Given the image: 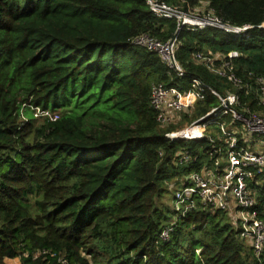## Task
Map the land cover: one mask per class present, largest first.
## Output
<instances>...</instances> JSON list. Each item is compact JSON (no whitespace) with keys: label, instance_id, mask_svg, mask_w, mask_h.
Returning a JSON list of instances; mask_svg holds the SVG:
<instances>
[{"label":"trees","instance_id":"1","mask_svg":"<svg viewBox=\"0 0 264 264\" xmlns=\"http://www.w3.org/2000/svg\"><path fill=\"white\" fill-rule=\"evenodd\" d=\"M160 1L187 14L205 5L204 15L254 28L179 29L147 0H0V264H264V245L257 253L229 212L199 202L178 217L159 207L172 184L212 170L219 130L172 141L178 128L160 126L151 106L156 84L187 92L198 78L232 91L216 70L238 52L249 86L237 110L264 117L249 79L264 75V0ZM141 34L176 38L183 75L131 45ZM205 93L183 112L187 125L219 105ZM34 108L58 119L35 118ZM248 187L264 220V166Z\"/></svg>","mask_w":264,"mask_h":264},{"label":"built area","instance_id":"2","mask_svg":"<svg viewBox=\"0 0 264 264\" xmlns=\"http://www.w3.org/2000/svg\"><path fill=\"white\" fill-rule=\"evenodd\" d=\"M147 3L157 17L177 19L179 29L187 27L196 30L213 26L227 33L241 35L254 28L248 25L237 27L225 24L210 13L187 14L160 0H147ZM259 27L264 28V24ZM131 45L157 53L165 63L183 75L175 57L176 38L161 42L149 34H141L131 39ZM196 57L200 59L202 55L197 54ZM238 57V52L229 53L221 60L216 70L220 77L232 85L233 90L225 95L200 79L194 78L192 87L187 92L163 84L154 85L151 106L156 111L159 125L169 127L176 123L179 115L193 109L198 101L204 100L206 91L218 99L219 105L213 107L207 114L181 129L166 134L172 141L198 142L206 137L209 129L219 130V145L214 147V153L218 154V157L213 161L212 170L204 175L193 172L186 180H181V188L176 190L174 196V211L178 217H184L195 210L199 202L206 207L225 210L242 230L241 236L259 253L264 245V220L259 219L255 208L257 203L255 195L248 184L253 176V170L264 166V154L251 151L247 146L246 137L247 135L264 137V117L249 109L244 112L237 110V106L240 105L239 92L249 86V83L236 73L234 60ZM174 59L176 66L173 63ZM249 79L256 85L258 105L264 108V75L251 73ZM33 111L35 118H47L52 121L58 119V116L49 110L34 108ZM240 134L244 136L242 142L238 137ZM172 231L173 228L167 226L161 232L160 238L169 240Z\"/></svg>","mask_w":264,"mask_h":264},{"label":"rangeland","instance_id":"3","mask_svg":"<svg viewBox=\"0 0 264 264\" xmlns=\"http://www.w3.org/2000/svg\"><path fill=\"white\" fill-rule=\"evenodd\" d=\"M205 5L203 6V9H204ZM203 9H196L195 12H191V14H204V11ZM202 10V12H200ZM186 112V111H185ZM184 112V113H185ZM191 112V110H190ZM194 114L191 113L187 118L190 119L192 117V115ZM190 122V121H189ZM188 122V123H189ZM185 120H184V116L183 114L182 115H179L177 117V120H176V123L173 124L172 126L176 129V128H183L185 126H187L188 124ZM171 127V126H169ZM246 142H247V146L248 148L251 150V151H257V150H260V153H263L264 152V138H259V137H254L252 135H247L246 137ZM189 175H185L184 178H182V181L183 180H186V178H188ZM175 180H173L171 183H173ZM170 183V184H171ZM170 184H169V187H170ZM181 183L179 186H176L175 185H171V190L169 191V194L165 195L164 199H163V202H161V204L159 205V207L162 209V206H166L167 209H169L170 213L172 214V212L174 213V207H175V201H174V193L176 190H178L179 188H181ZM20 260V259H19ZM17 259H14L12 261H10L11 264H16L15 262L19 261Z\"/></svg>","mask_w":264,"mask_h":264},{"label":"crops","instance_id":"4","mask_svg":"<svg viewBox=\"0 0 264 264\" xmlns=\"http://www.w3.org/2000/svg\"><path fill=\"white\" fill-rule=\"evenodd\" d=\"M12 260H14V259H7L5 262H6V264H11L10 261H12ZM17 260H19V259H17ZM15 263L20 264V260L15 262Z\"/></svg>","mask_w":264,"mask_h":264},{"label":"water","instance_id":"5","mask_svg":"<svg viewBox=\"0 0 264 264\" xmlns=\"http://www.w3.org/2000/svg\"><path fill=\"white\" fill-rule=\"evenodd\" d=\"M171 43H173V41H172ZM175 62H176V61H175V59H174V60H173V63H174V65L176 66Z\"/></svg>","mask_w":264,"mask_h":264}]
</instances>
